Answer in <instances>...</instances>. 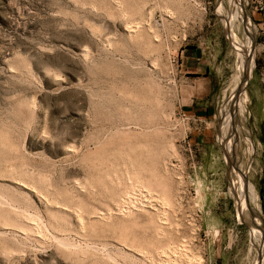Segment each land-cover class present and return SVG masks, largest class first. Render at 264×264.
Here are the masks:
<instances>
[{"label":"rangeland","instance_id":"obj_1","mask_svg":"<svg viewBox=\"0 0 264 264\" xmlns=\"http://www.w3.org/2000/svg\"><path fill=\"white\" fill-rule=\"evenodd\" d=\"M251 224L264 0H0V264H263Z\"/></svg>","mask_w":264,"mask_h":264},{"label":"bare ground","instance_id":"obj_2","mask_svg":"<svg viewBox=\"0 0 264 264\" xmlns=\"http://www.w3.org/2000/svg\"><path fill=\"white\" fill-rule=\"evenodd\" d=\"M242 58V69L241 71L244 73V76L247 75V73L252 72L253 70V62H248L247 58L245 55H241ZM239 88L237 90V93L235 96H237V103L235 105V108L239 106L238 111L239 112H244L245 106L243 103L245 102V94L243 93V87H242V82L243 80L240 81ZM245 91V90H244ZM247 97V96H246ZM236 100V99H235ZM252 142V141H251ZM252 144V143H251ZM253 147V146H252ZM252 149V148H251ZM245 179V178H244ZM245 183V182H244ZM255 189L254 187L250 186L247 182L244 184V191H243V196L240 198V207L245 208L247 205L248 201L250 199L255 198ZM258 224V221H257ZM257 224L254 226V224H251L252 227V232L256 238L257 245L261 247L260 253H261V259L263 260L264 264V237L261 231V227H258ZM261 226V225H260ZM259 231V232H258ZM254 239V238H253ZM260 264V263H259Z\"/></svg>","mask_w":264,"mask_h":264},{"label":"crops","instance_id":"obj_3","mask_svg":"<svg viewBox=\"0 0 264 264\" xmlns=\"http://www.w3.org/2000/svg\"><path fill=\"white\" fill-rule=\"evenodd\" d=\"M187 58V67H192V69L195 72H202L203 73V68H204V58L202 54H186ZM207 69H205L206 71Z\"/></svg>","mask_w":264,"mask_h":264}]
</instances>
